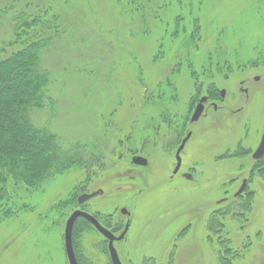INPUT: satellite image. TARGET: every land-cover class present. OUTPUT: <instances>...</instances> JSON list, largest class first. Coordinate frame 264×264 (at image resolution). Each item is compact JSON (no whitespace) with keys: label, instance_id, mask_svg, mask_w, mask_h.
Here are the masks:
<instances>
[{"label":"rangeland","instance_id":"obj_1","mask_svg":"<svg viewBox=\"0 0 264 264\" xmlns=\"http://www.w3.org/2000/svg\"><path fill=\"white\" fill-rule=\"evenodd\" d=\"M28 1L16 2L32 11V1H58L53 11L73 23L41 61L54 71L56 108L34 113L33 122L57 132L66 148L87 147L94 166L72 165L27 208L0 219V264H69L67 221L79 197L99 189L103 195L85 209L102 213L110 227L130 221L117 244L124 264H151L150 257L166 264L175 252L176 264H220V231L238 254L231 264H263L264 158L256 163L253 153L264 130V0H169L159 10L162 24L143 35H134L137 24L122 15L124 0ZM11 16L0 15L4 39ZM205 95L208 113L190 124ZM184 126L193 135L173 177L175 161L163 144ZM138 151L150 166L133 180ZM244 180L242 195L253 197L248 220L223 217ZM214 214L221 223L212 235ZM80 218L73 231L78 262L111 264L103 237Z\"/></svg>","mask_w":264,"mask_h":264},{"label":"trees","instance_id":"obj_2","mask_svg":"<svg viewBox=\"0 0 264 264\" xmlns=\"http://www.w3.org/2000/svg\"><path fill=\"white\" fill-rule=\"evenodd\" d=\"M16 1L9 4L0 0V15H12L13 22L9 39L1 36L6 22H0V219L11 216L12 211L27 208L29 199L35 198L72 165L88 167L91 162L84 156L87 147L73 144L66 148L57 132L47 126H37L32 119L34 113L56 108L57 101L51 91L54 71L42 68L41 61L55 40L70 33L72 19L53 11L58 1H45L41 5L25 0L34 4L32 11L30 5L27 10L24 2ZM124 1L122 15L129 20V26L137 24L134 35L157 29L163 22L159 21L161 5L166 9L170 6L169 0ZM261 175L264 177V172ZM244 195L231 201L223 217L233 214L237 221L248 220L253 197ZM216 223L220 225L221 221L214 214L207 224L212 235ZM217 237L220 264H231L237 252L223 231Z\"/></svg>","mask_w":264,"mask_h":264},{"label":"flooded vegetation","instance_id":"obj_3","mask_svg":"<svg viewBox=\"0 0 264 264\" xmlns=\"http://www.w3.org/2000/svg\"><path fill=\"white\" fill-rule=\"evenodd\" d=\"M255 80H256V81L259 80V77L255 78ZM246 82H247V80H246ZM244 86H245V81H242V82H241V88H240V90L243 91L244 94H246V95L248 96V95H249V91H248L247 88L244 87ZM220 94H221L220 99H221V100L225 99V97H226V91L223 90V91L220 92ZM203 98H206L207 100L203 103V104H204V112H203L202 116L200 117V119L203 118L204 116H206V114L208 113V110H209V106H208V105H209V101H210V97H209L208 95H205V96L201 97V99L197 101L196 105L194 106V111H193V113H192V116H193V114H194L196 108L198 107L199 103L202 101ZM210 107H213V109H214L215 111H218V110L220 109V106H219L218 103H212V104L210 105ZM192 116H191L190 119H189V123H190V124H195V123H197V122L200 120V119H199L197 122L192 123V122H191ZM183 123H184V122H183ZM185 126H186V125H185ZM185 126L179 128L178 132H175L174 137H173L172 139H169V138H168V143H167V144H163V148H165L166 151L169 150V154H170L171 156H173V160L175 161V168H174V170H173V175H172L173 177H175L176 175H178V174L181 172V170L183 169V166H184V165H183V162H184L183 153H184V151L186 150L187 144H188V142L190 141V139L192 138V135H193V131H192V130H189V129H188V130H185V129H186ZM189 134H191L190 139H189L188 142L186 143L184 149H183L181 152H179V151H180V147H181L183 141L188 137ZM263 134H264V130H263ZM262 137H263V135H262ZM129 139H130V138H129ZM261 141H262V138H261ZM261 141H260V144H261ZM154 144H155V141H154V143H153V141H152V146H153V147L155 146ZM260 144L258 145V148H259ZM149 145H151V143H149ZM157 145H158V144H156V146H157ZM258 148H257V149H258ZM257 149L255 150V152L257 151ZM255 152H254V153H255ZM254 153H253V159H254ZM134 157H143V158H145V159L147 160V164H146V165H138V164H136V163L133 161V158H134ZM179 158H180V160H179ZM263 158H264V155H263L261 158H259V159H254V161H255L256 163H258V162H260ZM179 161H180V167H179V169L177 170V167H178V163H179ZM132 164H134L135 167H132V170L130 171L129 175H130V177L134 180V179H136L137 177H139V175H142L143 173L145 174V172H144L143 170L148 169V167L150 166V159H149L148 155H146L145 152H143V151H140V152H139V151H138V152H136V154L132 157ZM92 166H94V165H90V166H88L87 168L92 167ZM182 176H184L185 178H190V179L192 178V175H189V173H182ZM244 181H246V182H247V185H248V180H244ZM244 181H243L242 185L244 184ZM246 189H247V186H246L245 190H246ZM239 190H240V189H239ZM245 190H244V192H245ZM96 192L99 193V195H98L97 197L92 198V199L86 201L84 204H79V203H78V205H79L80 207L78 206L79 208H78L77 210L83 211V212L87 213L88 215L92 216V217H93L94 219H96V220H97V221H98V222H99V223H100V224H101L106 230H108L109 232L112 233V235L116 238V240L114 241V248L116 249V251H117V253H118V256H119V259H120L121 263L124 264L123 261H122V259H121V257H120V253H119V250H118L117 244L121 243L122 241H124V240L126 239V236H127L128 232H129L130 221H127V223H124L123 218H122V219H118L119 224H118L117 226L112 225V227H110V224L107 223V222H105V221L102 219V218H103L102 213H99V211H98V212H94L93 210H91V209H89V208H88V209H85V206L90 207V203H91L94 199L98 198L100 195H103V190H102V189H99V190L96 191ZM96 192H94V193H96ZM244 192H243V193H244ZM237 193H238V192H237ZM237 193H236V194H237ZM243 193H242V194H243ZM242 194H240V195H242ZM240 195H239V196H240ZM239 196H236L235 198H237V197H239ZM120 212H121L122 215H126L127 217L130 216V212H129L125 207L122 208ZM101 217H102V218H101ZM80 219H81V222H84L85 224L88 225V226H87L88 230H89V229H91V230L94 229V230L97 231V233H98L99 235H101V236L103 237V243L106 245V248H107V251H108V254H109L110 262H111V264H113V262H112V258H111V253H110V240L107 239L106 237H104V235H103L102 233H100V232L95 228V226H94L89 220H87V219L84 218V217H81ZM120 222H121V223H120ZM76 223H77V221H76ZM121 225H122V230H121L120 232H118V231H119V230H118V227H121ZM127 227H128V231H127L125 237H124L123 239H119V237H121V236L124 234V232L126 231ZM150 258H151V259H150ZM150 258H149V259L151 260V264H160V263H158V262L155 260V258H153V257H150ZM166 264H176V252H175V253H174V254H173V255H172V256L166 261Z\"/></svg>","mask_w":264,"mask_h":264},{"label":"water","instance_id":"obj_4","mask_svg":"<svg viewBox=\"0 0 264 264\" xmlns=\"http://www.w3.org/2000/svg\"><path fill=\"white\" fill-rule=\"evenodd\" d=\"M206 98H203L202 101L199 103L198 107L196 108L191 122H197L200 117L202 116L203 112H204V102L206 101ZM191 134L188 135V137L183 141L181 147H180V151L181 152L186 143L188 142V140L190 139ZM264 155V134L262 137V141L261 144L259 146V148L257 149V151L254 153V159H259ZM180 160V158H179ZM133 161L138 164V165H146L147 164V160L143 157H134ZM180 167V161L178 163V167L177 170ZM247 186V182L244 181V184L242 185V187L240 188V190L238 191L236 196H239L240 194H242L245 190ZM99 195L98 192L96 193H92V194H83L79 197L78 199V203L79 204H84L86 201L95 198ZM79 217H84L87 220H89L94 226L95 228L104 235V237H106L107 239L110 240V253H111V258H112V262L113 264H122L118 253L116 251V249L114 248V241L116 240V238L112 235L111 232H109L108 230H106L96 219H94L92 216L88 215L87 213L77 210L75 211L71 217L68 219L67 224H66V229H65V250H66V254H67V258L69 261V264H79L76 253H75V249H74V244H73V231H74V225L77 221V219ZM128 231V227L126 229V231L124 232V234L119 237V239H123L126 235ZM264 264V263H263Z\"/></svg>","mask_w":264,"mask_h":264}]
</instances>
